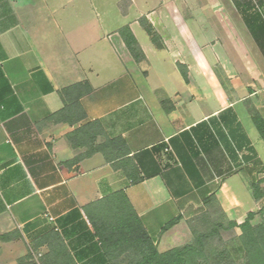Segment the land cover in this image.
I'll use <instances>...</instances> for the list:
<instances>
[{"label":"crops","instance_id":"obj_1","mask_svg":"<svg viewBox=\"0 0 264 264\" xmlns=\"http://www.w3.org/2000/svg\"><path fill=\"white\" fill-rule=\"evenodd\" d=\"M123 26L142 61L118 33ZM82 80L92 86L79 98L86 117L53 120L58 90ZM250 109L264 118V0H0V235H21L0 239V264H16L48 232L75 264H126L125 252L110 259L91 223L116 218L104 212L118 201L104 198L118 191L159 252L185 242L186 222L211 194L229 220L254 212L255 223L264 141ZM96 119L125 139L139 183L100 152L70 163L83 148L66 134Z\"/></svg>","mask_w":264,"mask_h":264},{"label":"trees","instance_id":"obj_2","mask_svg":"<svg viewBox=\"0 0 264 264\" xmlns=\"http://www.w3.org/2000/svg\"><path fill=\"white\" fill-rule=\"evenodd\" d=\"M139 22L152 43L161 48L162 40L152 25L145 17H141ZM118 33L132 57L137 62L142 61L144 54L129 27H121ZM181 70L185 75L183 68ZM91 90L92 86L88 80L60 88L58 94L63 106L53 114V120L73 124L84 119L86 114L79 98ZM249 112L264 141V118L254 109H250ZM65 137L73 148H83L70 163L100 152L106 162H110L114 168L121 169L131 182L139 183L142 180L137 165L128 156L125 139L122 136H109L100 119L83 123ZM99 137L102 141L97 142ZM252 194L256 199L260 197L257 184H252ZM113 200H117L119 205H112L114 207L104 212V215L116 217L111 223H106V219L99 222L91 221L99 243L113 261L125 252L123 259L126 264H264V221L252 224L254 212H249L241 223L229 220L213 194L204 199L205 209L187 221L194 240L163 252L157 250L142 226L137 212L128 205L126 194L118 191L104 198L107 202ZM178 219H170L160 231L167 230L177 223ZM235 227L240 232L235 236L237 244L233 247L224 241L221 231H232ZM20 237L17 231L0 235L1 240ZM212 241L215 242V246L208 250L207 243ZM43 243L46 244L47 251L37 255L36 248ZM16 264H75V262L60 235L48 232L36 238L27 253L17 258Z\"/></svg>","mask_w":264,"mask_h":264},{"label":"rangeland","instance_id":"obj_3","mask_svg":"<svg viewBox=\"0 0 264 264\" xmlns=\"http://www.w3.org/2000/svg\"><path fill=\"white\" fill-rule=\"evenodd\" d=\"M110 6V5H109ZM260 215H262L261 217H260V219H257V221L255 222V223H253L252 221V224H257V223H259V222H261L262 220L264 221V209H262L261 210V214ZM186 225H187V228H188V231H189V236H188V238L185 240V242H183V244H185V243H188V242H192L193 240H194V235L192 234V232L190 231V229H189V226H188V223L186 222ZM200 228V227H199ZM240 232V230L237 228V227H235L232 231H221V234H222V238L224 239V241L225 242H227V243H230L231 244V246H235V244H237L236 243V234H238ZM229 244V245H230ZM214 246H215V242L214 241H212V242H208L207 243V247H208V250H212L213 248H214ZM242 260H239V262H241Z\"/></svg>","mask_w":264,"mask_h":264}]
</instances>
